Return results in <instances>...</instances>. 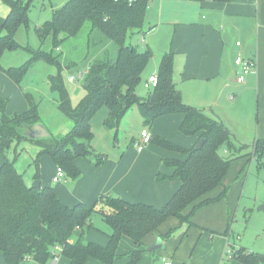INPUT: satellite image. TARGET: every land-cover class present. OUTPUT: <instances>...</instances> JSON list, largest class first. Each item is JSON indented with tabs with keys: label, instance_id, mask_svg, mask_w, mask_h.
I'll return each instance as SVG.
<instances>
[{
	"label": "trees",
	"instance_id": "1",
	"mask_svg": "<svg viewBox=\"0 0 264 264\" xmlns=\"http://www.w3.org/2000/svg\"><path fill=\"white\" fill-rule=\"evenodd\" d=\"M31 1L2 0L8 11L0 25V57L5 51L20 47L15 34L19 26L27 23ZM212 1L224 4L230 0ZM148 3L149 0H67L52 10L50 19L36 27L39 42L49 38L51 49L46 51L41 46L37 49L26 46L30 57L25 65L5 69L0 63V69L20 83L31 61L42 59L57 63L61 68L55 50L64 39L77 35L84 23H89L86 42L95 47L93 55L99 58L89 59L85 65L82 84L86 94L72 107L61 74L56 72L47 77L49 88L58 93L57 104L71 120L72 127L62 136L49 134L43 139L30 138L39 144V155H49L54 164L61 166L72 178L79 174L75 163L78 157L94 158L95 165L104 161V156L96 154L90 144L93 137L91 117L103 106L108 108L103 126L115 135L123 115L135 103L147 127L165 114H182L179 131L188 136L198 135L197 142L203 138L202 147L195 149V143L193 147L186 148L161 136L154 138L157 146L185 156L182 160L174 157L162 159L165 166L173 169L170 176L178 178L181 183L160 208L109 194H100L91 206L82 201L70 206L57 197L52 186L44 185L38 190L27 185L23 174L14 165L17 155L13 160L5 157L0 165V252L7 264L31 261L46 264L57 254L67 258L68 264H88L93 257L105 264H112L115 259L123 257L128 259V264H138L149 246L146 244L149 235L155 232L162 240L172 235L173 228L158 232L169 217L190 222V218L203 207L227 197L228 186L224 179L234 159L246 156L254 158L258 166L264 164V137L255 139L251 151L245 152L249 146L236 147L229 130L219 120L184 103L172 78L174 55L171 51L163 52L159 60L155 87L145 97L137 94L142 70L152 55L149 47L140 50L126 39L129 33L143 31ZM111 44L116 49L110 54ZM75 63L71 60L69 69ZM26 97L29 106L25 111L7 114V100L0 92V152L3 154L13 139L29 138L23 135V131L40 121L38 105L28 94ZM222 147L228 151L226 154L220 151ZM157 176L163 177L159 173ZM35 178H39L38 173ZM216 187L220 188L218 194L207 196ZM187 208L190 210L184 213ZM94 212L100 213L103 222L111 229L105 245L83 240L86 230L93 227L91 217ZM76 230H79V236L72 242L70 239ZM228 231L229 224L224 234ZM123 236L131 239L135 248H125L118 253ZM232 257L242 264H262L264 261L263 253L244 248L232 251Z\"/></svg>",
	"mask_w": 264,
	"mask_h": 264
},
{
	"label": "rangeland",
	"instance_id": "2",
	"mask_svg": "<svg viewBox=\"0 0 264 264\" xmlns=\"http://www.w3.org/2000/svg\"><path fill=\"white\" fill-rule=\"evenodd\" d=\"M66 1L67 0L31 1L27 11V23L19 26V29L15 34V40L20 47L5 51L1 55L0 63L3 68L6 69L25 65L29 61L30 57V53L26 50V46H30L33 49H37L41 46V48L46 51L51 49L52 45L49 38L45 39L43 42H39L36 27L43 21L50 19L53 13L52 10L60 7ZM2 8L6 12L8 11L5 4L2 0H0V9ZM178 12H186L187 14L180 13V16L178 15L174 17L176 20L172 23L163 22L162 25L158 26L157 23L162 18H165L164 16H166V18H171L167 17L165 13ZM160 13L161 10L159 9L158 1L155 0L154 3L153 1H149L143 27L144 32L129 33L126 39L128 43L137 44L140 50H145L148 47L151 50L152 56L149 58L148 63L142 70L141 81L137 85L136 92L141 97H145L151 89V87L148 89L143 86V83L151 74L155 73V71L157 72L156 67L161 54L163 52L170 51L172 42L171 38L173 37L176 28V25L174 24L179 21L202 22V16H206L205 11H199L198 9L193 8L190 1L182 0H167L163 4L161 17L159 16ZM1 15L2 13L0 12V16ZM180 18L182 20H180ZM153 25H156L155 29H153V31L151 30V32L147 34L146 31L149 29V26ZM82 27L83 28L77 35L64 39L61 42L62 44L60 47L55 50V53H58L61 68L58 67L57 63H48L42 59L38 61H31L28 63L20 83L13 81L2 69H0V92L7 100V114L21 113L25 111L29 106L26 97V94H28L30 98H32L33 102L38 105L37 112L40 120L38 123L43 124L50 135L54 137L62 136L72 127L73 124L71 120L65 116L62 110H60L57 104L58 93L49 88L47 77L50 74H56V72L61 74L65 89H67L69 93V104H71L72 107L76 106L79 100L86 94V90L83 88L81 82L82 80H75L72 82L69 80V76L72 74L78 75V72L84 71L85 65L89 59L99 58L93 55L96 53L95 47L93 45L89 46L88 42H86L87 33L90 29L89 23H84ZM234 41L235 40L232 39L231 43L234 44ZM164 46H166L165 48L167 49L161 52ZM109 48L110 54L115 52L116 48L113 44H111ZM71 60L76 63L72 64V67L67 70L65 66H68ZM241 92L242 91H240L239 88L232 87L223 92V95L220 97L222 113L227 116L235 115L241 118L243 117L245 121L248 122L250 128L252 130H256V95L254 94V90L252 88L244 90L242 94ZM228 93H231L234 96V100L227 98ZM97 116H99V113H96V117H94L97 118L98 121L93 123V125L90 123L93 134L90 144L95 153L106 158L108 156L112 158L117 152L127 149L128 155L126 159H130L131 161L134 157L137 158L139 155H137V149L134 144L135 138L133 140V137L136 134L135 131L139 129L135 126L136 122L141 121L142 123L137 103L129 108L123 115L116 135L112 133V131L103 127L101 119ZM144 127L147 130L150 129L149 131L152 129L156 134L152 135L145 143V149L141 153V157L142 155H146V160L156 159L162 163V159L172 153L168 149H163L157 146L153 140L156 136H161L166 139L167 137L164 136L166 135L167 130H169L168 132H170L171 135V128L169 129L168 125L164 123H156L153 127ZM19 134H21V131ZM244 135L245 140L243 141L245 143H250L252 139H250L248 133H245ZM169 140L186 148L189 147L187 145H189L191 141L189 137L183 135L182 133H180L176 141L171 139ZM235 145L236 147H239L241 144ZM39 150V144L35 140L30 141L28 139H22L18 141L13 139L10 146L5 151V154L0 152V155L4 158L7 157L9 160H13L14 155H17L14 165L18 171L23 174V177L28 180V185H33V177L36 173H38L40 174L39 180L42 183L41 186H52L55 190L62 187V189L65 188L67 192L72 189L74 193L76 192L77 195L82 196L81 200L88 205L90 200L88 186L92 181L91 176H88V167H90V165L95 166L94 158L86 160L83 157H78L75 163L78 167L79 174L75 178L65 174L63 181H60V183H53L51 181V176L55 173L57 166L54 165V162L49 155H39ZM220 151L223 152V148H221ZM247 151H251V148L249 147V149L245 152ZM120 153H118L117 156H119ZM173 154L176 155V159L183 158L181 153L173 152ZM36 159L38 160V165L36 164ZM141 160L142 159L137 161V165L145 166L146 163L144 160ZM244 164V171L240 172ZM169 169L171 170L168 166H162V171H167ZM239 173L242 174L238 177L237 175ZM225 176L224 184L229 187V192L225 199L216 201L214 204L203 207V209L199 210V212L190 218V222L192 224L187 221L181 222L176 218L169 217L160 226L158 232H166L171 228L174 229L169 241H167L161 249L162 251H164V248H168L169 243L176 247L180 243H185V241L191 240L194 233L197 234L195 241H199L198 237L200 231L198 227L202 231L212 230L208 227V225L200 222L212 218V222L215 225H222L220 227H223L221 231H215L223 232L229 223L232 235L235 237V241L231 240L225 251H234L237 249L236 246L241 245L249 250L264 254V210H258L260 204H264V165L262 164V166L258 167L256 160L247 162L246 158H238L230 163ZM218 191V188H214L207 194V196L214 197V195L218 194ZM91 204L93 203L91 202L89 205L91 206ZM207 208L212 209L213 212H208ZM189 210L190 208H187L184 213H188ZM209 214H215V216L213 217L212 215V217H210ZM91 223L93 227L92 229L86 230L83 240H93L105 245L107 234L111 231L110 227L103 222L102 217L98 212H94L92 214ZM212 231L215 232L214 230ZM78 236V232L72 234L74 240H77ZM233 242L234 248L231 247ZM200 246H203V242L201 241L199 243V247ZM125 248H135L133 241H131V239L127 236L122 237L118 253L123 252ZM148 253L146 252L141 264H144L146 259H148L149 262L145 264H162L161 260L157 259H161V256L151 258ZM57 258L58 260L56 264H68V260L64 256L61 257L60 254H57ZM230 260L231 261L228 264H231L235 258L231 257ZM0 264H7L1 252ZM27 264L40 263L31 261V263ZM46 264H52V259L48 260ZM88 264L105 263L93 257L89 259ZM112 264H128L127 258H117ZM237 264L241 263L237 262ZM262 264H264V261Z\"/></svg>",
	"mask_w": 264,
	"mask_h": 264
},
{
	"label": "crops",
	"instance_id": "3",
	"mask_svg": "<svg viewBox=\"0 0 264 264\" xmlns=\"http://www.w3.org/2000/svg\"><path fill=\"white\" fill-rule=\"evenodd\" d=\"M149 1H153L154 3L155 0ZM157 1L159 9L161 10L159 14L161 17L163 4L167 0ZM182 1H190L193 8L199 11H205L206 16H202V22L179 21L174 24L176 28L171 38L172 42L170 46V51L172 50L173 52H171L174 55V71L172 75L174 84L180 90L181 98L184 103L195 108L197 107L207 115L213 116L219 120L225 128L229 130L230 137L235 144H245L253 148L255 139L264 137V0H230L224 4H219L212 0ZM0 12L2 13L0 16L1 25L7 12L4 11L3 8L0 9ZM180 13L181 12L165 13L167 17L171 18H166V16H164L165 18H160L161 20L157 23L158 26L162 25L163 22L172 23L176 20L174 17L180 16ZM184 13L187 14L186 12ZM184 13L182 12L181 14ZM180 20L182 19L180 18ZM155 27L156 25L149 26L146 33L149 34ZM232 39L235 40L234 44L231 43ZM237 42H239V44H237ZM135 45L137 46V44ZM165 47L166 46H164L161 52L167 49ZM237 55H242L244 58H252L256 63V69L246 76L245 80L241 83L236 82L238 68L234 65V59ZM68 69L69 67L67 70ZM153 74H156V71ZM230 87L239 88L242 92L250 88L254 90V94L256 95V130H252L243 117L241 118L235 115L227 116L222 113L220 97L223 95V92ZM230 94H227V98L234 100L233 95L232 98H229ZM96 113H99L97 117L101 119L103 126L104 119L108 114V108L103 106ZM96 113L91 117V125L98 121L97 118H94L96 117ZM183 117L182 114H165L157 118L150 127H153L156 123L167 124L169 129L171 128L172 136L170 132H168L169 130H167L164 137L176 141L177 137L182 133L179 131V125ZM135 126L139 129L135 131L136 134L133 140L134 138H138L140 130L145 128V125L143 122L141 123V121L136 122ZM149 130L150 129L147 131L151 136L156 134L152 129L151 131ZM245 133H248L250 139H252L250 143H245L243 141L245 140ZM185 136L191 139L190 144L187 145L189 147L187 148H191L197 143L198 135ZM27 139L34 141L30 138ZM222 148V153L226 154L228 151L225 147ZM144 149L141 151L137 150V155L139 156L137 158L134 157L131 161L130 159H126L128 155L126 149L117 152L112 158L110 156L107 158L104 157V161L100 165H90V167H88V176H91L92 181L88 186L90 196L88 205L91 202L94 203L100 194H109L124 198L130 202L141 201L156 207L163 206L179 188L181 182L178 178L170 176L173 171L171 167V170L162 171V166H165L164 163L162 165L161 161L156 159L146 160V155H142L141 157V153ZM118 153H120L119 156H117ZM171 153L172 154L167 157L176 158L173 151H171ZM182 155L184 158V154ZM244 158H246L247 162L254 160L252 157L247 158L245 156L243 159ZM140 159H142L141 161L144 160L146 163L145 166L137 165V161ZM3 161L4 157L0 155V165ZM36 161L38 165V160ZM244 167L245 164L240 172L244 171ZM157 173L163 177H161V179L160 177L158 178ZM241 174L242 173H239L237 176L239 177ZM33 178L34 180L36 179L35 175ZM63 180L64 177L57 182L51 181L53 183H60V181ZM24 181L28 185V180L24 178ZM216 188H218V190L220 189L219 187ZM55 193L59 199L70 206L76 204V202L82 201V196L77 195L76 192L74 193L72 189L67 192L65 188L62 189L61 187L55 190ZM207 210L208 212H213L210 208H207ZM209 215L210 217H212V215L213 217L215 216V214ZM212 221V218H209L200 223H205V225H208V227L214 231H221L223 227L220 226L222 225L217 226ZM198 229L200 231L198 237L199 241H195L197 234L194 233L191 240L180 243L176 247L169 243L168 248H164V251H162L161 249L165 243L169 241L171 236L165 240L161 239L162 246L151 254L145 251L138 264H141L146 252L151 258L161 256V259H157L161 260L162 264L164 261H169L170 264H228L231 258L226 256L225 249L231 240L235 241L230 225L228 234H224V231H202L199 227ZM77 232L79 233V230H76V233ZM156 235L157 233L155 232L149 235L146 239V244L151 245L154 243L157 238ZM70 240L72 242L75 241L72 236ZM200 241L203 242V246L199 247ZM231 247L234 248V242ZM236 247L249 250L241 245ZM148 262V259H146L144 264ZM237 262L240 261L235 259L231 264H237Z\"/></svg>",
	"mask_w": 264,
	"mask_h": 264
},
{
	"label": "built area",
	"instance_id": "4",
	"mask_svg": "<svg viewBox=\"0 0 264 264\" xmlns=\"http://www.w3.org/2000/svg\"><path fill=\"white\" fill-rule=\"evenodd\" d=\"M239 44V42H237ZM234 65L238 68V72L236 75V82L241 83L245 80V77L249 75L251 72H253L256 69V63L255 60L252 58H244L242 55H237L234 59ZM85 75V71L78 72V75H71L69 76L70 82L75 80H82ZM157 83V74H152L149 76V78L143 83V86L149 89V87L153 88L155 87ZM229 98H232V94L229 95ZM139 137L134 140L135 148H137L138 151H141L144 149L145 143L151 138L150 133L147 131V129H142L139 132ZM65 176L64 169L61 166H57L56 172L52 177V181L57 182L59 179L63 178ZM226 256L228 258L232 257V250L225 251ZM57 256H53L52 264L57 263ZM163 264H170L169 261H164Z\"/></svg>",
	"mask_w": 264,
	"mask_h": 264
},
{
	"label": "water",
	"instance_id": "5",
	"mask_svg": "<svg viewBox=\"0 0 264 264\" xmlns=\"http://www.w3.org/2000/svg\"><path fill=\"white\" fill-rule=\"evenodd\" d=\"M65 68L67 69L68 66H65ZM23 135L26 137L28 136L29 138L32 139H43L45 137H48L49 133L43 124L35 123L33 125L27 126L23 131ZM202 143H203V138L197 142V144L195 145L196 146L195 149L201 148ZM33 182H34L33 186L39 190L41 187V182L38 179H35ZM261 209L264 210V204H260V206L258 207V210ZM161 246H162V240L160 237H157L154 243L146 247V251L150 253H154V251L159 249Z\"/></svg>",
	"mask_w": 264,
	"mask_h": 264
}]
</instances>
